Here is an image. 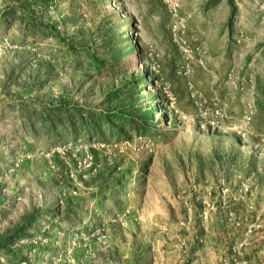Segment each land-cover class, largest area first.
<instances>
[{"label":"rangeland","instance_id":"374dc122","mask_svg":"<svg viewBox=\"0 0 264 264\" xmlns=\"http://www.w3.org/2000/svg\"><path fill=\"white\" fill-rule=\"evenodd\" d=\"M179 15L0 0V264H264V0Z\"/></svg>","mask_w":264,"mask_h":264},{"label":"trees","instance_id":"16d2710c","mask_svg":"<svg viewBox=\"0 0 264 264\" xmlns=\"http://www.w3.org/2000/svg\"><path fill=\"white\" fill-rule=\"evenodd\" d=\"M112 93L113 92H111V94ZM58 111V114H53L47 119L43 118V122H46V124H48L50 130H53V128H55L56 126H61L63 128L66 126V128L69 129L70 133H74L79 127H83L84 130L88 131L91 128V125L95 123L96 119H103L104 121L108 122L111 119L110 117H118L120 120L125 119L127 124L126 128L132 127L135 131L145 129V125H147L145 122L146 120L142 117L141 114L136 118H133L126 117L124 114L118 112H113L114 114L112 113V116L109 117L108 113L85 112L83 110L80 112L76 111V113L73 115H71V113L67 111ZM147 129L150 130V128ZM118 133L120 132L118 131ZM5 163H7V161H4L3 164ZM3 164H0V167ZM9 214L10 210L7 206H3L2 208H0V220L8 218ZM26 216V222H28V224L30 225L34 223L38 219V217L41 216V214H39L38 210L32 209Z\"/></svg>","mask_w":264,"mask_h":264},{"label":"built area","instance_id":"2783aa9c","mask_svg":"<svg viewBox=\"0 0 264 264\" xmlns=\"http://www.w3.org/2000/svg\"><path fill=\"white\" fill-rule=\"evenodd\" d=\"M163 4L165 5L168 13L171 15L173 19H175L174 29H177L181 24V17H180V5L181 0H162Z\"/></svg>","mask_w":264,"mask_h":264}]
</instances>
